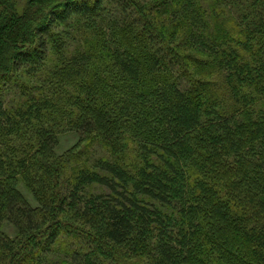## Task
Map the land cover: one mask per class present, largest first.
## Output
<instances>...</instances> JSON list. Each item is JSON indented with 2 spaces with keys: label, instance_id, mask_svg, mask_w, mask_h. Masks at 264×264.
I'll return each mask as SVG.
<instances>
[{
  "label": "trees",
  "instance_id": "trees-1",
  "mask_svg": "<svg viewBox=\"0 0 264 264\" xmlns=\"http://www.w3.org/2000/svg\"><path fill=\"white\" fill-rule=\"evenodd\" d=\"M45 263L264 264V0H0V264Z\"/></svg>",
  "mask_w": 264,
  "mask_h": 264
},
{
  "label": "rangeland",
  "instance_id": "rangeland-1",
  "mask_svg": "<svg viewBox=\"0 0 264 264\" xmlns=\"http://www.w3.org/2000/svg\"><path fill=\"white\" fill-rule=\"evenodd\" d=\"M71 42L72 41L70 40V43ZM71 48L73 49L74 47H71ZM78 140H79V134L76 132H67V133L61 135L60 136V144L58 147V152H64V151L70 149L72 146H74L75 144L78 143ZM20 188L24 192V194L27 196V198L31 201V203L35 205L36 201L34 200V197L32 196L31 192L23 184L20 186ZM4 228L11 236H15L17 234L16 228L10 222H6ZM81 246L78 245L77 248H80ZM61 247H62V245L58 246V248H57L58 249L57 250L58 251L57 258H53V255H52L51 257H48V259L59 260L63 256V254L65 253V249H62ZM69 247H71V246H69ZM71 258L72 257H70V259ZM56 264H60V263H56ZM113 264H116V263H113Z\"/></svg>",
  "mask_w": 264,
  "mask_h": 264
}]
</instances>
